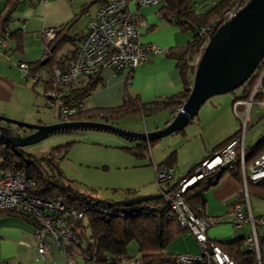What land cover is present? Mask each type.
Masks as SVG:
<instances>
[{
  "label": "crops",
  "instance_id": "0c3cea01",
  "mask_svg": "<svg viewBox=\"0 0 264 264\" xmlns=\"http://www.w3.org/2000/svg\"><path fill=\"white\" fill-rule=\"evenodd\" d=\"M89 1V6L87 4L79 6L76 0H22L15 8L6 10V0H0V25L2 22L6 23L7 31L13 34L7 40L6 48L0 45L1 116L32 124H53L49 121L46 122L45 113L40 112V109H53L47 105L44 96L46 85L23 75L19 64L44 65L47 42L43 37V32L45 30L59 31L65 24L76 18V22L68 28V36L78 39L75 44L64 46L59 53L63 58L72 57L74 50L81 45L88 32L90 18L94 17L99 6L108 0ZM92 5L96 8L93 13L89 9ZM83 7H87V10H84ZM129 10L138 11L140 18L147 23V28L141 31V42L145 45H159L166 52L152 56L147 63L135 69L125 67L118 72L111 68L102 69L97 78L93 79L98 85L84 101L85 110L114 109L122 106L127 100H138L142 104L160 102L181 93L184 89L183 77L177 66V61L169 56L168 51L187 46L193 38V33L183 31L175 24L165 20L160 13L159 6L139 8L131 0ZM17 32L20 35H17ZM243 91L241 89L238 95L235 94L231 108L235 99L243 97ZM207 103L208 101L201 107L188 128L172 134L183 135L186 139L184 145L179 149L169 147L160 154L159 148L156 146V153L153 151V146L157 141H154L152 145H147L141 154L138 152L141 143L152 142H130L128 140L126 141L130 143L129 146L117 147L123 149L124 153H130L137 160L135 158H129L133 161L125 160L128 159L126 154H120L119 158L115 159L116 166H119L116 167L117 174L113 176L108 174L106 179L107 181L115 179L121 183L104 187L107 192L110 193L108 190H111L113 196L118 197L116 199L118 201L161 195L159 190L156 193L152 188L156 178L155 166L165 165L169 158L175 155L174 164L171 166L174 168L173 177L165 184V187H173L181 179L190 176L194 169L213 152L234 139L240 128L235 130V125L232 126L221 121L222 115L219 113V109L222 108L221 100L215 104ZM243 110L244 107H241L240 111ZM176 114L177 112L170 109H164L150 116L135 115L124 120L131 126L138 125V128L126 127L129 128L128 130L150 133L168 126ZM136 118H142L145 122L144 127ZM120 120L122 119L108 122L98 118L95 121L115 125V122ZM259 121L264 122V114L259 118ZM263 129L264 123L257 143L264 139ZM256 144L246 147L245 135V149L252 148ZM72 147L73 145L69 150ZM130 149H134L133 152L129 151ZM143 166H152L153 169L143 168ZM100 188L102 187L86 186L83 194L100 199L97 196ZM243 192L242 180H237L230 172H225L218 185L206 193L204 216L218 220L208 230V238L211 241L217 243L236 241L231 239V235L228 233L227 235L222 233L218 224L225 217H229L234 222L230 211ZM251 196H254L255 200L251 199ZM263 200L253 192L249 193L250 210L254 217L264 216L263 206L259 202ZM247 224L251 229L249 223H245L242 228ZM37 231L36 226L21 216L0 214V264H68L67 255L55 248L49 239V253L44 256L39 255ZM228 238L230 241H227ZM199 252L198 243L187 232L175 240L166 251L171 255L198 254ZM72 257L78 264H96L86 262L76 254Z\"/></svg>",
  "mask_w": 264,
  "mask_h": 264
},
{
  "label": "built area",
  "instance_id": "2783aa9c",
  "mask_svg": "<svg viewBox=\"0 0 264 264\" xmlns=\"http://www.w3.org/2000/svg\"><path fill=\"white\" fill-rule=\"evenodd\" d=\"M131 0H108L100 5L95 16L90 18L88 32L76 49L74 56L59 58L52 68L43 67L38 71L26 63L19 64L23 75L35 82L49 85L44 96L47 105L58 111L60 122H74V117L85 110L84 101L76 93L85 89L102 69L111 68L115 72L128 67L135 69L144 65L154 55L165 53L159 45H145L141 42V31L147 28L145 20L139 12L129 10ZM136 7L160 6L168 0H132ZM250 0L239 1L232 9L224 12V22L232 19ZM209 27L198 30L199 37L205 41V48L210 40ZM56 30H45L43 37L50 43L57 34ZM10 32L6 31L0 38V45L7 47ZM202 55V54H201ZM257 76L250 97L246 100L235 99L232 109L234 114L242 120L239 134L223 147L213 152L211 156L198 165L193 173L181 179L173 187L165 184L173 177L174 168L171 166H155L156 183L160 194L170 205L177 216L180 227L194 237L200 247L198 254L181 253L173 255L168 261L155 264H236L231 256L216 242L208 238V230L218 222L204 216L201 206L192 209L185 201V194L197 182L230 168L239 159L241 163L243 195L238 198L231 208L234 224L237 229L245 223L251 226V234L244 241L250 251L256 256L257 264H264V245L260 234L264 235V216L254 217L249 204V185L264 184V152L250 164L246 162L245 135L248 119L253 107H264V59L254 72ZM243 90V89H242ZM151 104L148 108H154ZM244 110L240 112V108ZM103 114H101V118ZM240 120V121H241ZM264 136V129H263ZM31 180L19 170L0 169V211L17 210L25 216L35 220L40 228L37 231V249L40 256L49 253L48 239L58 250L68 257V264H78L72 257V252L84 244L71 225V220H85L84 214L67 208L61 201H51L31 197L29 186ZM258 226L261 227L258 233ZM87 260L85 253L82 256ZM119 262L127 261L119 258ZM109 260L107 264H111ZM134 264H140L136 260Z\"/></svg>",
  "mask_w": 264,
  "mask_h": 264
},
{
  "label": "trees",
  "instance_id": "16d2710c",
  "mask_svg": "<svg viewBox=\"0 0 264 264\" xmlns=\"http://www.w3.org/2000/svg\"><path fill=\"white\" fill-rule=\"evenodd\" d=\"M21 1L6 0V10L15 8ZM205 1L168 0L159 6L160 13L165 20L175 24L183 31L193 33V38L187 46L168 51L169 56L177 61V66L183 77L184 89L181 93L150 104H142L138 100H127L122 106L114 109L83 110L74 117V120L95 121L101 118V114H103L101 119L109 122L127 116L141 115L146 117L164 109H170L175 113L178 112L191 92L197 67L193 62L197 56H201L205 49V41L199 37L198 30L201 27L211 28V37L214 31L224 23V12L232 9L241 0H212L211 7L207 6ZM199 6L207 9L203 12H197ZM83 8L87 10V7ZM75 22L76 18L65 24L57 32L56 37L50 43H47L44 65H32L33 70L38 71L43 67L52 68L58 63V59L62 58L59 53L63 47L68 44H75L78 38L68 36V28ZM6 31V23L2 22L0 25V38L4 36ZM16 34L20 35L18 32ZM10 36H13V34L10 33ZM18 37L20 38V36ZM76 49L73 52V56ZM256 80L257 76L253 74L241 87L244 90L241 99L246 100L250 97ZM97 85V82L92 80L85 89L76 93V96L85 101L95 91ZM46 89H50V86L46 85ZM151 104H156V107L148 108ZM153 143H141V146L138 147V152L141 153L147 145H152ZM72 145V143H69L57 147L52 150L50 156L54 152L68 151ZM9 149L13 150V152H9ZM15 150V148L8 145V149L3 155V162L0 163V169L9 168L25 173L31 180L28 190L31 197L61 201L67 208L84 214L85 220L83 221L71 220L73 229L84 245L75 249L74 252L71 249L70 254L82 257L83 253H85L88 259L83 260L86 262L107 264L109 260H113L111 264H119L118 259L121 257L126 260H132V258L127 256V248L131 243H135L141 255V258L135 259V261L139 260L140 264H155L156 262L168 261L172 258L173 255L166 253V251L185 231L180 227L177 216L172 212L170 205L162 195L131 207L124 206L119 201L97 199L76 191L71 185L61 183L56 175L49 173L40 163L34 160L30 161L23 154L16 153ZM133 150L130 149L129 151L133 152ZM263 152L264 139H261L254 147L246 149L247 164H250ZM174 159L175 155L169 158L165 166H172ZM51 162L53 161L51 160ZM225 172H230L237 180H242L240 160L237 159L227 170L211 175L191 186L184 196L186 203L193 210L198 206L204 209L206 193L218 185ZM251 192L264 199V184H250L248 194ZM129 194H132V192H129ZM0 214L21 216L27 222L40 228L35 220L25 216L20 211L2 210ZM218 244L231 256L236 264H257L255 254L244 246V241L236 240ZM262 244L264 245V239Z\"/></svg>",
  "mask_w": 264,
  "mask_h": 264
},
{
  "label": "water",
  "instance_id": "95a60500",
  "mask_svg": "<svg viewBox=\"0 0 264 264\" xmlns=\"http://www.w3.org/2000/svg\"><path fill=\"white\" fill-rule=\"evenodd\" d=\"M264 59V0H250L232 19L218 27L196 67L190 95L174 120L155 132H136L98 121L57 122L34 125L0 115V137L12 148L33 146L57 134L97 131L117 135L130 142H154L183 131L211 98L235 92L254 74ZM6 124V125H5ZM12 126H16L14 129ZM32 131L22 135L21 130ZM156 196L119 201L131 207Z\"/></svg>",
  "mask_w": 264,
  "mask_h": 264
},
{
  "label": "rangeland",
  "instance_id": "374dc122",
  "mask_svg": "<svg viewBox=\"0 0 264 264\" xmlns=\"http://www.w3.org/2000/svg\"><path fill=\"white\" fill-rule=\"evenodd\" d=\"M77 4L80 6L81 4H87L89 6V0H76ZM205 4L207 6H212V0H206ZM90 12L93 13L95 11V6L92 5L89 7ZM207 9V8H205ZM202 6L197 8V12H203L205 10ZM201 56H197L193 62V64L197 65ZM241 88L237 89L233 93L219 95L211 98L207 104L217 103L221 100V109H219V113L222 115V122H226L229 125L236 126L235 130L239 127H242V120L237 118L234 114L233 109L231 108V104L233 98L240 93ZM218 100V101H217ZM228 109V110H227ZM41 113H45L46 118L45 121H49L50 123L58 122V114L56 109H40ZM242 112V111H240ZM264 114V107L255 106L251 110L248 119L247 125V134H246V147L250 145H254L259 141L261 130L263 127V123L259 121V118ZM133 116L123 117L122 120L115 122V125L121 129L128 130L126 127H135L138 128V125H129L127 118H132ZM125 119V120H124ZM138 122L143 125L144 121L142 118H136ZM241 120V121H240ZM19 121V120H18ZM41 123V122H39ZM3 125V123L0 122ZM32 124V123H31ZM6 125V124H5ZM37 125V124H34ZM40 125V124H38ZM16 129V126H12ZM188 128V126H187ZM22 129V128H21ZM133 131V130H131ZM21 134H29L31 131L27 129H22ZM185 138L183 135H170L160 141L153 146V151H156V146L159 148L160 154L163 153L165 149H169L172 147L173 149L181 148L185 143ZM74 143L71 150H62L61 152H54L51 156V152L53 149L69 144ZM126 145L129 146L130 143L126 141L124 138H121L117 135H113L106 132H97V131H77L68 134H57L49 137L33 146L24 147L21 150L15 148L16 153L23 154L27 159L34 160L37 163H40L45 170L49 171V173L56 175L58 181L65 185H71L76 191L83 193L84 187L86 186H96L102 187L98 189L97 195L101 200L105 199H113L112 201H118V197L113 196L111 190L107 192L106 188L109 185H117L121 183L120 181L112 179L107 181L106 177L113 176L117 174L116 166L117 163L115 159H118L120 154H126L128 159H134L133 155L130 153H124L123 149L117 148L119 146ZM0 163L3 162V155L6 153L8 149V144L3 142L0 137ZM9 152H13V150L9 149ZM157 153V151H156ZM32 157V158H31ZM48 159L46 161V159ZM51 160L53 162H51ZM135 160H137L135 158ZM29 161V162H30ZM133 161V160H130ZM150 161V159H148ZM51 165V166H49ZM152 168V166H143V168ZM132 170V169H131ZM63 174V175H62ZM64 176V177H61ZM75 181V182H74ZM134 183V182H132ZM123 184V183H122ZM153 191L158 192V186L156 183V178L154 181ZM115 199V200H114ZM251 199L255 200L254 196H251ZM122 201V200H119ZM261 202L264 209V200ZM221 223L218 224L219 229L222 233L227 235H231V239L245 241L248 239V236L251 234V229L247 224L242 229H237L232 219L229 217L222 218ZM215 228V227H214ZM214 230V229H212ZM261 227L258 226V233H260ZM264 239V235L260 234V240ZM219 241V240H218ZM227 241H230L228 238ZM127 256L132 258V260H127L125 262H120L119 264H134L135 259H140L141 255L139 253L138 246L135 243H131L128 246Z\"/></svg>",
  "mask_w": 264,
  "mask_h": 264
},
{
  "label": "flooded vegetation",
  "instance_id": "af4514ba",
  "mask_svg": "<svg viewBox=\"0 0 264 264\" xmlns=\"http://www.w3.org/2000/svg\"><path fill=\"white\" fill-rule=\"evenodd\" d=\"M31 133H32V131L29 134H31ZM22 135H27V134L25 133V134H22Z\"/></svg>",
  "mask_w": 264,
  "mask_h": 264
}]
</instances>
